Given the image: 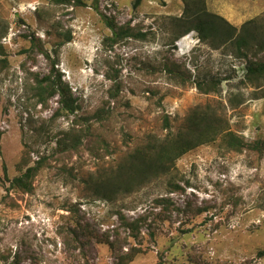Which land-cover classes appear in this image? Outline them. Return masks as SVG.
I'll list each match as a JSON object with an SVG mask.
<instances>
[{
	"label": "rangeland",
	"instance_id": "1",
	"mask_svg": "<svg viewBox=\"0 0 264 264\" xmlns=\"http://www.w3.org/2000/svg\"><path fill=\"white\" fill-rule=\"evenodd\" d=\"M134 1L0 0V264L15 255L20 264H264V150L239 153L218 139L111 201L90 185L204 106L247 144L264 143V87L244 81L247 62L263 61L264 52L239 58L194 32L176 41L182 0ZM205 2L232 26L255 20L264 34V0ZM103 16L145 39L111 47ZM31 38L56 62L74 116L55 115L58 95L44 104L35 97L36 77L51 68ZM204 80L220 81L217 92L199 93L194 83ZM71 129H88L76 152L66 151ZM37 164L31 193L10 188ZM175 185L182 191L171 193ZM140 218L139 237H128L125 224Z\"/></svg>",
	"mask_w": 264,
	"mask_h": 264
},
{
	"label": "trees",
	"instance_id": "2",
	"mask_svg": "<svg viewBox=\"0 0 264 264\" xmlns=\"http://www.w3.org/2000/svg\"><path fill=\"white\" fill-rule=\"evenodd\" d=\"M143 0H135L133 8L138 7ZM183 13L180 18H176V27L181 28L180 33L177 34L175 40L177 41L182 36H186L192 32L198 36L200 43L209 46L213 50L219 48H230L234 55L239 58H247V54L256 48L260 52H264V34L261 35L258 31L259 25L255 20H250L244 23L240 28H236L228 23L222 17L211 13L206 8L205 0H182ZM57 5L70 4L71 0H53ZM76 5H83L81 0H73ZM107 29L111 31V36L106 40L109 44L114 46L119 41L128 38L143 40L145 34L137 32L134 33L130 28L123 29L117 27L110 19L102 17ZM2 34L0 35V38ZM71 41L70 36H66L59 47ZM30 47L37 49L39 54H42L50 63V72L41 78L36 77V94L39 103H45V99L59 96V107L56 116L63 112L66 116H74L78 110L75 100L72 98L70 88L64 87L60 76L55 70L56 62L51 60L47 50L42 47L37 48L34 38L30 39ZM26 54L28 52H22ZM0 56H4V48L0 44ZM168 73L172 79L181 78V74L174 70L167 68ZM244 81L246 84L255 85L257 87H264V60L259 62L248 61L245 66ZM183 78V77H182ZM195 88L201 94L216 93L220 86V81L206 82L196 81ZM264 96V93H263ZM165 127L168 128L167 120H164ZM78 125V124H77ZM88 129L77 133L76 130L71 129L66 134V151L76 152L81 145V139ZM71 137H74L71 140ZM82 137V138H81ZM218 139L226 148L241 153L244 149H249L257 153H262L264 150V143L255 142L247 144L244 140L230 132L227 126L222 125V119L217 117L214 111L208 106L204 108L194 109L192 113L185 119L182 128H179L176 133L169 132L163 138L150 137L146 145L135 150L126 156L124 161L118 164L115 168L101 173L97 178L89 180L92 189L95 191L101 200L111 201L113 198L122 194H128L133 189L141 187L157 179L173 168L175 162L188 152L210 143H214ZM40 167L37 164L34 167H29L22 174L14 177L9 181L10 188L22 192L24 194L31 193L33 190L32 180ZM182 191V187L175 185L172 192ZM166 202L159 200L158 204ZM170 204V201H167ZM146 220L140 218L136 222H127L125 230L129 232L128 237L138 238L140 233V226ZM150 238L154 237L152 231L148 234ZM154 240V239H152ZM257 256H264V248L257 252ZM13 264H20V257L15 255Z\"/></svg>",
	"mask_w": 264,
	"mask_h": 264
}]
</instances>
